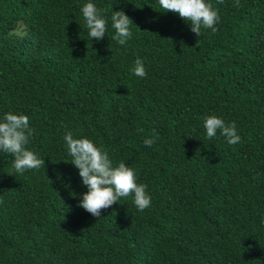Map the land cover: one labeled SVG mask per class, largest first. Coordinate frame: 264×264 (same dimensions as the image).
Masks as SVG:
<instances>
[{"label":"trees","instance_id":"1","mask_svg":"<svg viewBox=\"0 0 264 264\" xmlns=\"http://www.w3.org/2000/svg\"><path fill=\"white\" fill-rule=\"evenodd\" d=\"M88 2L108 22L100 41ZM207 2L218 31L197 37L158 0H0V119L27 115L45 162L21 175L0 153V264H264V0ZM118 10L133 21L124 45ZM210 115L241 141L209 139ZM67 132L133 168L151 207L129 196L98 220L79 207Z\"/></svg>","mask_w":264,"mask_h":264},{"label":"clouds","instance_id":"2","mask_svg":"<svg viewBox=\"0 0 264 264\" xmlns=\"http://www.w3.org/2000/svg\"><path fill=\"white\" fill-rule=\"evenodd\" d=\"M223 3V0H217ZM163 12H173L184 21L190 23V30L200 37L202 29L218 31L219 13L207 0H158ZM235 6L240 7V0H235ZM88 36L100 41L108 29V22L102 14L103 10L94 3H86L82 9ZM131 24L133 21L123 10L113 11L111 26L115 30L112 39L124 45L132 38ZM131 73L138 78L147 76L141 59H136ZM204 127L209 139L214 138L219 131L229 145L238 144L241 136L237 132L235 122L226 124L222 118L210 115L204 118ZM35 130L30 126L29 117L25 114L6 113L0 119V153L10 154L16 173L23 175L26 170L39 169L45 166L44 159L39 158L27 145L31 142ZM71 163L79 170L82 183L88 191L82 195L79 207L86 210L97 220L101 212L119 203L122 198L132 197L138 211L143 212L152 205V197L147 186L137 182L135 170L121 161L117 165L109 158L107 152L97 147L87 138L74 139L71 132L64 136ZM144 143L151 147L155 138H147ZM11 175V174H9Z\"/></svg>","mask_w":264,"mask_h":264},{"label":"rangeland","instance_id":"3","mask_svg":"<svg viewBox=\"0 0 264 264\" xmlns=\"http://www.w3.org/2000/svg\"><path fill=\"white\" fill-rule=\"evenodd\" d=\"M19 33H20V31H19Z\"/></svg>","mask_w":264,"mask_h":264}]
</instances>
